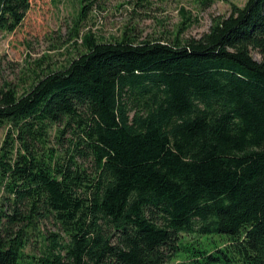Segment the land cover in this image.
<instances>
[{
	"label": "trees",
	"instance_id": "trees-1",
	"mask_svg": "<svg viewBox=\"0 0 264 264\" xmlns=\"http://www.w3.org/2000/svg\"><path fill=\"white\" fill-rule=\"evenodd\" d=\"M180 33L0 83V264H264V0Z\"/></svg>",
	"mask_w": 264,
	"mask_h": 264
},
{
	"label": "rangeland",
	"instance_id": "rangeland-1",
	"mask_svg": "<svg viewBox=\"0 0 264 264\" xmlns=\"http://www.w3.org/2000/svg\"><path fill=\"white\" fill-rule=\"evenodd\" d=\"M247 0H31L27 16L15 31L0 30V83L12 82L23 91L33 81L34 71L62 68L82 50L86 33L100 40L121 39L125 32L138 41L186 39L210 30L214 19L227 16L232 4ZM90 2L86 14L82 8ZM182 29L183 23L189 22ZM257 59L260 54L254 52ZM7 126L0 129V148ZM3 191H0V207ZM174 257L169 264H177Z\"/></svg>",
	"mask_w": 264,
	"mask_h": 264
}]
</instances>
